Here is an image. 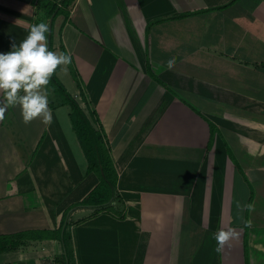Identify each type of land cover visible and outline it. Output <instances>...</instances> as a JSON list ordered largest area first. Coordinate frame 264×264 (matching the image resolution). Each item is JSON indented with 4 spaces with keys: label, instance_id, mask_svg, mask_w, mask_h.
Listing matches in <instances>:
<instances>
[{
    "label": "crops",
    "instance_id": "0c3cea01",
    "mask_svg": "<svg viewBox=\"0 0 264 264\" xmlns=\"http://www.w3.org/2000/svg\"><path fill=\"white\" fill-rule=\"evenodd\" d=\"M49 19L40 0H0V53ZM52 29L124 209L71 207L100 178L47 85L50 123L25 124L19 107L0 122V234H52L0 264H57L67 216L72 264H264V0H75ZM229 228L238 237L217 252Z\"/></svg>",
    "mask_w": 264,
    "mask_h": 264
},
{
    "label": "trees",
    "instance_id": "16d2710c",
    "mask_svg": "<svg viewBox=\"0 0 264 264\" xmlns=\"http://www.w3.org/2000/svg\"><path fill=\"white\" fill-rule=\"evenodd\" d=\"M74 1L75 0H40V8L46 13L48 18L55 14V20L60 14L69 16L70 8ZM46 35L48 38V33ZM48 48L51 51L55 50L53 46V29L52 37L50 40L48 39ZM59 70L60 69H58L56 74L51 78L50 82L54 91L62 96L65 103L71 108L70 118L88 159V171H94L100 178L99 184L82 201L73 204L71 207L73 208L81 205L92 206L95 209L91 215H96L101 211L107 210L114 211L116 214L118 213L121 215L124 207H119V204L122 203V199L117 194L118 172L111 155L109 142L95 117V112L90 109L89 105H87L86 109L83 108L80 102L67 90L58 76ZM72 75L76 77L73 70ZM84 101L87 102L85 96ZM64 221L65 218L61 227L56 232L57 236L62 239L66 253H63L57 258V264H72L73 253L71 248V233L69 231L72 221L67 223L63 237H61ZM51 234V231L34 232L31 236L29 232L0 234V253L19 247L21 241L25 239L49 238L48 236Z\"/></svg>",
    "mask_w": 264,
    "mask_h": 264
},
{
    "label": "clouds",
    "instance_id": "9594fccd",
    "mask_svg": "<svg viewBox=\"0 0 264 264\" xmlns=\"http://www.w3.org/2000/svg\"><path fill=\"white\" fill-rule=\"evenodd\" d=\"M48 32V23L34 24L19 45L13 43L11 51L0 53V122L5 120L7 110L15 107L20 108L25 124L35 119L51 122L47 85L58 69L66 70L72 57L70 53L49 50ZM174 63L175 58L169 59L168 68ZM214 237L216 251L220 252L238 233L231 228L221 229Z\"/></svg>",
    "mask_w": 264,
    "mask_h": 264
},
{
    "label": "water",
    "instance_id": "95a60500",
    "mask_svg": "<svg viewBox=\"0 0 264 264\" xmlns=\"http://www.w3.org/2000/svg\"><path fill=\"white\" fill-rule=\"evenodd\" d=\"M54 16H55V14H53V15L50 17V19H49V32H48V39H49V40H50V38L52 37V27H53ZM67 223H68V216H67V218L65 219L64 224H63V227H62V236H63L64 231H65V229H66ZM64 253H66V252L64 251Z\"/></svg>",
    "mask_w": 264,
    "mask_h": 264
},
{
    "label": "rangeland",
    "instance_id": "374dc122",
    "mask_svg": "<svg viewBox=\"0 0 264 264\" xmlns=\"http://www.w3.org/2000/svg\"><path fill=\"white\" fill-rule=\"evenodd\" d=\"M56 1H59V0H56ZM61 75H62V77H60ZM61 75L59 76V78H61L60 80H62L63 83H68V79L67 78L68 77L71 78V70H70V68L67 67L66 70H64ZM48 85H50L51 87H53L52 84H51V82H49Z\"/></svg>",
    "mask_w": 264,
    "mask_h": 264
}]
</instances>
